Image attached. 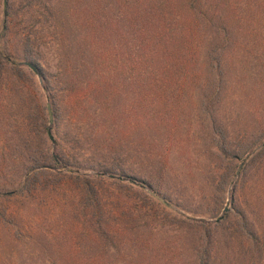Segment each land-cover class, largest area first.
<instances>
[{"label": "trees", "instance_id": "obj_1", "mask_svg": "<svg viewBox=\"0 0 264 264\" xmlns=\"http://www.w3.org/2000/svg\"><path fill=\"white\" fill-rule=\"evenodd\" d=\"M70 1L71 9L77 8L74 11L78 12L80 22L89 27L88 58L78 54V45L63 38L62 0H0V92L12 89L21 94L22 104L29 102L26 112L19 116L16 139L19 146L13 152L0 154V228L22 216L25 208L47 212L48 199L58 202L64 197L63 186L68 184L67 180L81 178L72 170L80 171L84 167L70 156V148L60 144L59 139L63 141L64 134L58 133L55 137L50 129L47 103L55 126L65 115L68 117L65 122L82 123L85 127H95L99 115L104 122H110L115 94L122 85L117 71L126 68L127 120H134L127 134H133L138 127V142L143 141L147 133L152 135L153 152L142 154L147 155V161L154 156L152 165L156 164L162 175L164 165L158 164L157 159L167 162L177 143L183 142L179 125L185 121L183 115L188 119L189 110L184 114L179 109L183 110L194 99L196 91L201 93L203 102H207L203 111L211 123L217 125L216 108L212 103L219 101L223 71L219 58H210L206 66H199L200 49L206 41L217 42L223 46L211 51L209 56L216 53L229 58V52H235L225 46L229 42V30L247 24V14L264 8V0H108L105 4L104 0ZM248 53L255 54V51ZM43 55H48L51 64L43 60ZM49 65L51 70L48 71ZM202 72L208 75V80H203L205 85L199 84ZM37 77L41 84L35 82ZM4 110H0V117ZM141 122L147 128L142 129ZM0 134L9 132L0 131ZM213 134L216 135L211 139L216 145V157L226 167H239L235 163H243L248 152H241L229 143L220 127L214 126ZM156 139L164 143H155ZM136 141L127 139V149L134 150ZM135 152L141 157V151ZM129 153L127 150L130 157ZM186 162L183 161V166L188 167ZM248 167L243 163L239 181L250 171ZM99 169L100 174L94 177L98 182L103 181L101 174L119 171L102 166ZM50 175H54L52 180ZM218 176L214 185L216 193L223 192L231 172H221ZM127 177L142 189H149L150 197L156 195L164 203L171 201L169 190L162 192L154 178L144 173ZM83 181L86 196L76 198L71 204L72 211L81 209L82 222L94 225L103 237L109 230L106 211L112 202L109 203L102 190L99 193L94 189L89 180ZM11 202L20 205L10 209ZM234 202L239 206V200L233 197ZM233 208L225 211L222 218L212 215L214 223H202L203 229L193 234L196 264H211L212 235L217 229L222 230L223 223L234 212L240 218L235 228L244 239L245 247L249 250L254 245L250 257L262 251V237L254 222L248 215L246 218V211ZM87 212L90 215H85ZM57 214L53 212L51 217ZM28 238L32 240L30 235ZM127 260V264H141L133 255Z\"/></svg>", "mask_w": 264, "mask_h": 264}, {"label": "rangeland", "instance_id": "obj_2", "mask_svg": "<svg viewBox=\"0 0 264 264\" xmlns=\"http://www.w3.org/2000/svg\"><path fill=\"white\" fill-rule=\"evenodd\" d=\"M107 2L104 0L103 4ZM71 4L70 0H62L63 38L78 45V54L88 58L89 27L80 22L78 12L74 11L77 8L71 9ZM251 13L247 14V24L229 30V42L225 46L235 49V52H229V58L224 57L226 54L209 56L211 51L223 46L217 42L206 41L200 49L199 66H206L210 58H219L223 71L219 101L212 103L216 108L217 125H213L203 111L207 102L204 103L201 93L196 91L194 99L183 110L179 109L184 114L189 110L188 119L183 115L185 121L179 125L183 142L177 143L167 162L157 159L158 164L164 165L162 175L158 166L152 165L154 156L147 161V155L142 154L153 152L152 135L147 133L144 140L138 142V127L133 134H127L129 124L134 120H127L126 68L117 71L122 85L115 94L110 122H104L100 115L95 119V127L65 122L67 115L58 126L53 124V119L51 124L49 120L53 135L64 134V140L59 139L60 144L70 148V156L84 167L80 171L72 170L81 178L79 181L74 177L67 180L68 184L63 186L64 197L58 202L48 199L47 212L25 208L22 216L0 228V264H127L131 255L141 264H196L193 234L203 229L202 223L213 224L215 218L212 215L222 218L224 212L232 211L234 206L239 208L238 211H246V218L248 215L254 222L262 237L263 249L255 257L253 255L254 258L250 257L254 245L249 250L245 247L244 239L235 228L240 218L234 212L223 223L222 230L217 229L212 235L211 264H264V8ZM251 51L255 54L248 53ZM43 60L51 64L48 55H43ZM200 76L199 84L205 85L203 80H208V75L202 72ZM35 82L41 84L40 78H35ZM36 90L41 92L38 85ZM20 95L12 89L0 92V110L6 109L0 117V131L9 132L0 134V154L13 152L19 146L16 143L19 116L29 105L28 100L24 104L19 101ZM140 124L142 129L147 128L144 122ZM214 126L223 130L229 143L241 152H248L243 163L250 171L240 181L238 175L243 163L236 162L239 167H226L215 155L216 145L211 140L216 137ZM127 139L136 141L134 150L127 149ZM155 143L164 142L156 139ZM135 150L141 151V157L135 155ZM183 161L189 166H183ZM101 166L119 171L101 174L103 181L98 182L94 177ZM221 172H231V179L223 192L216 193L214 185ZM143 173L154 178L162 192L169 190L171 201L159 203L155 197H150L149 189H142L140 184L127 177ZM158 176L161 179H157ZM53 178L54 175H50L49 179ZM84 179L89 180L99 193L102 190L109 203L112 202L106 211L110 219L109 230L103 237L94 225L82 222L81 209L72 211L71 204L76 198L86 196ZM52 186L57 187L56 184ZM233 197L239 200V206L237 202L233 203ZM16 205L20 203L11 202L10 209ZM49 212L58 214L52 218Z\"/></svg>", "mask_w": 264, "mask_h": 264}, {"label": "water", "instance_id": "obj_3", "mask_svg": "<svg viewBox=\"0 0 264 264\" xmlns=\"http://www.w3.org/2000/svg\"><path fill=\"white\" fill-rule=\"evenodd\" d=\"M25 65L27 66V64L25 63ZM47 110L49 112V120H50V124L52 123V116L50 114V108H49V105L47 104ZM111 178H116L114 176H110ZM157 200H159L161 203H164L162 199H160L158 196H154Z\"/></svg>", "mask_w": 264, "mask_h": 264}]
</instances>
